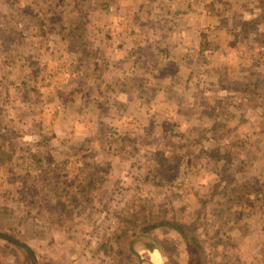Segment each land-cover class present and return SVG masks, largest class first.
<instances>
[{
  "label": "crops",
  "instance_id": "0c3cea01",
  "mask_svg": "<svg viewBox=\"0 0 264 264\" xmlns=\"http://www.w3.org/2000/svg\"><path fill=\"white\" fill-rule=\"evenodd\" d=\"M0 7L9 18H37L31 44L5 54L0 39L11 71L4 80L15 82L1 87L12 100L5 124L23 146L20 169L30 156L26 173L41 181L32 206L58 201L66 210L35 242L60 238L78 253L104 255L120 241L128 256L136 237L172 224L139 222L140 203L200 209L198 190L211 192L226 162L242 160L230 145L262 150L264 0H1Z\"/></svg>",
  "mask_w": 264,
  "mask_h": 264
},
{
  "label": "rangeland",
  "instance_id": "374dc122",
  "mask_svg": "<svg viewBox=\"0 0 264 264\" xmlns=\"http://www.w3.org/2000/svg\"><path fill=\"white\" fill-rule=\"evenodd\" d=\"M35 19L36 16L17 17L14 13L9 18L3 14L0 7V39L3 38L5 54H13L15 50L12 48L15 44H31L33 27L30 25L35 23ZM9 31L12 35L8 37L6 33ZM10 73L7 63L0 60V96L4 84H15L4 80L10 77ZM0 100V232L22 240L30 247L33 245L32 248L40 264H129L130 262L138 264L137 259L130 252L125 256L124 251H121L120 241L117 242V252L112 250L109 254L105 253L106 255L100 253L85 255L72 249L69 241H62L60 238L56 241L53 239L47 245L45 242L38 243L35 242L37 240H32L39 235L46 237L50 228L48 223L50 221L61 223L58 218L66 210L58 201L51 206L40 203V206H32L35 202L32 204L31 192L41 181L38 177H33V174L26 173L33 163H30V156L26 158V162H23L27 170L20 169L21 160L18 154L23 146L17 142L15 133H9L5 124L8 117L5 115L9 114L12 100L3 97ZM255 131L256 128L252 129L248 138H255ZM259 133L264 136V129ZM252 144L242 145L244 147L230 145L231 149L226 150L241 156L242 160H239L241 162L236 164L231 160L226 162L227 170L222 175L219 174L221 177L219 176L214 183L209 184L210 179L207 181L204 176L205 187L208 184L212 187L209 193L205 192L207 188L198 190L202 200L205 201L200 209L176 210L169 206L165 209L151 200L148 203H140V209H145L139 213L141 217L136 220H141L139 221L141 223L149 224L155 220L160 222L172 218L169 220L172 224L164 226L168 230L154 231L137 244L141 256L149 257L146 246L147 243H152L160 257L159 264H264V144L261 151ZM28 151L29 147L26 153ZM240 151L246 152V155L242 156ZM47 165L50 167V164ZM61 174L59 173V176ZM188 180H191L190 183L195 182V176ZM198 180L197 178V184ZM57 182L62 180L57 179ZM193 185L196 188V184ZM58 193L57 196L68 200L64 194H60V190ZM53 196L57 198L55 192L51 200H55ZM49 210L51 215L48 213ZM146 216H149L150 220L146 219ZM127 217L131 218V213L126 219ZM193 221L196 225L198 223L195 235L198 236L201 249L199 245L195 246L182 240L178 234L186 231ZM242 234L246 236V238L243 236L246 241H237ZM179 241L182 242L183 248ZM0 264H31V261L23 249L0 240Z\"/></svg>",
  "mask_w": 264,
  "mask_h": 264
},
{
  "label": "water",
  "instance_id": "95a60500",
  "mask_svg": "<svg viewBox=\"0 0 264 264\" xmlns=\"http://www.w3.org/2000/svg\"><path fill=\"white\" fill-rule=\"evenodd\" d=\"M146 236H138L136 237L131 243H130V253L135 256V258L137 259L138 264H154L151 261L150 255L148 258L141 256V254L138 252L137 250V244L140 243L141 241H143L145 239ZM147 238V237H146ZM0 240H4L8 243L14 244L18 247H20L21 249H23L29 256L31 264H40L38 261V258L33 250L32 247H30L26 242L19 240L17 238H14L13 236L4 234L2 232H0ZM146 250L149 252H155L156 248L154 246V244L152 243H147L146 246Z\"/></svg>",
  "mask_w": 264,
  "mask_h": 264
},
{
  "label": "trees",
  "instance_id": "16d2710c",
  "mask_svg": "<svg viewBox=\"0 0 264 264\" xmlns=\"http://www.w3.org/2000/svg\"><path fill=\"white\" fill-rule=\"evenodd\" d=\"M1 129V128H0ZM196 226L198 227V223L197 225L195 223H193L191 226H188L186 231H181L180 233L182 234V236L185 238V240L191 244H194L195 246L200 247L201 249V243L199 241V239L197 238L198 236H196L195 234V229ZM156 226H152V227H146L144 232H148L151 229H154Z\"/></svg>",
  "mask_w": 264,
  "mask_h": 264
},
{
  "label": "bare ground",
  "instance_id": "6f19581e",
  "mask_svg": "<svg viewBox=\"0 0 264 264\" xmlns=\"http://www.w3.org/2000/svg\"><path fill=\"white\" fill-rule=\"evenodd\" d=\"M150 254V258H151V261L154 263V264H159V256L157 254V252H149Z\"/></svg>",
  "mask_w": 264,
  "mask_h": 264
}]
</instances>
